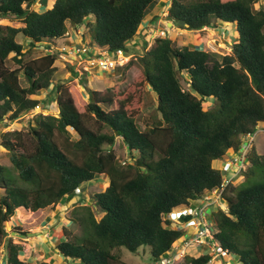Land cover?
<instances>
[{
	"label": "trees",
	"instance_id": "1",
	"mask_svg": "<svg viewBox=\"0 0 264 264\" xmlns=\"http://www.w3.org/2000/svg\"><path fill=\"white\" fill-rule=\"evenodd\" d=\"M36 1L0 0V18L23 23L0 25V121L19 119L40 104L35 96L54 83L58 53L52 49L64 39L68 23L86 28L89 36L84 38L96 47L131 54L130 42L157 4L53 0L50 8L38 11L31 8ZM168 16L190 30L232 24L238 39L218 59L158 36L145 54H133L115 68L122 72L136 65L141 70L130 86L134 90L88 89L89 101L81 108L75 92L60 81L54 85L57 115L40 113L26 129L0 134L13 168L0 164L4 264H50L24 259L6 223L18 210L36 212L73 199L97 174H106L109 184L93 194L91 204L74 208L71 220L80 224L81 233H66L58 253L80 264H122L115 249L143 248L155 264L185 235L165 216L220 187L224 171L215 163H223L229 150L239 151L248 134L264 128V0H171ZM21 34L27 49L18 40ZM148 43L146 38L145 47ZM48 48L52 51L44 52ZM146 84L156 93V106L143 117L134 100ZM207 99L213 103L205 109ZM118 138L134 161L117 155ZM247 160L244 181L225 186L223 205L214 212V237L241 264H264V153L253 144ZM96 211L104 213L100 219ZM190 220V215L182 216L183 223ZM15 228L14 234L29 233ZM211 258L210 253L188 256L191 264H208Z\"/></svg>",
	"mask_w": 264,
	"mask_h": 264
},
{
	"label": "rangeland",
	"instance_id": "2",
	"mask_svg": "<svg viewBox=\"0 0 264 264\" xmlns=\"http://www.w3.org/2000/svg\"><path fill=\"white\" fill-rule=\"evenodd\" d=\"M263 3V0H261ZM53 0H37L33 3V9L38 11H43L52 6ZM171 4V0H157L156 7L149 14L144 22L142 23L139 32L134 38V42L131 41V54L128 55V59L134 54L135 57L145 54L148 49H150L155 39L158 36H167L171 38L174 45L182 47L189 46L190 48H199L213 53L218 59H222L225 54L231 52L232 44L237 41V29L236 26L232 24L220 23L217 26H205L199 30L184 29L173 24V21L169 19L168 10ZM258 5V4H257ZM155 16H157L155 20ZM0 25H12L15 27H21L23 24L14 18H0ZM69 27L72 25L68 23ZM82 33L84 32L85 37L88 39L89 33L86 28H80ZM164 33V34H163ZM148 40V45L145 47V39ZM77 36L70 35L65 39H61L58 42L59 46H64L65 44L75 43ZM18 40L24 44V49H27L29 43L27 39L24 38L23 34L18 37ZM81 44V42H80ZM55 51L58 53L55 65L57 71L55 72L53 78V84L50 88L41 90L35 97L40 99V104L31 111H26L22 113L19 119L11 121L4 118L0 121V134L4 131H12L13 129H26L30 122L33 120L35 115L40 113L43 114H58L57 109V92L54 87L55 83L60 81L64 82V85L75 92L76 100L81 108L89 101L88 89L96 90H115L117 93L125 91L126 89L134 90V87L130 88L133 84L135 78L141 74V70L136 66H131L126 71L118 72L117 69L105 70L97 68L92 60H80V56L76 51L72 52H61L58 51V47ZM106 48V47H105ZM73 49V48H72ZM51 52L48 48L44 52ZM40 51H36L35 54L38 55ZM71 53V54H69ZM11 67H16V64L9 61ZM186 75V72H183ZM23 85L27 84V78L23 74H20ZM183 87L188 88L185 79H181ZM149 84L144 85L143 95L141 98L134 100L135 105L141 107V112L144 116H148L155 109V99L156 93L153 90H149ZM213 100L207 99L204 101V108H210L212 106ZM76 134H73V138ZM1 141V138H0ZM1 143V142H0ZM253 144L257 148V152L260 154L264 153V128L259 129L254 137L253 142H251V149ZM114 150L119 157H122L126 161H134L131 159V155L128 148L124 145L122 138H118L115 143ZM250 151V150H249ZM233 150H229L225 156L224 163L228 158L232 157ZM0 164L13 170L12 162L10 160V155L6 148L0 144ZM250 162L246 159L243 166V170L238 172L237 167L232 166L231 169H224V176L226 180L233 181L234 184H240L244 181V176L242 173L248 168ZM109 184V179L106 174H97L95 179L91 182L83 184L78 190L77 195L67 201L62 199L60 203L55 206H49L44 209H40L36 212L26 211L24 209L18 210L15 215L9 220L5 228L10 235L14 237L16 243L22 246L21 256L30 260L34 263H40L41 261H48L50 264H80L79 262L68 261L61 254L58 253L57 245L66 238L68 233L73 235L81 233L80 224L73 222L71 218L74 214V208L81 204H91L93 201V194L98 191H103ZM213 195V192L208 194ZM207 196V195H206ZM205 197V196H204ZM202 201H196V203H201ZM222 202L210 201L208 207L203 212V219L211 223L216 229V222L214 218V212ZM223 205V204H222ZM226 206V205H225ZM211 207V208H210ZM227 207V206H226ZM97 219L103 216V212H97ZM195 220H191L187 223L173 221L170 225L173 228L182 229L185 235L193 233V225ZM16 225H19L23 231H29L27 235H17L13 231ZM67 228V231H66ZM67 233V234H66ZM183 236L178 239L173 247L177 245L182 246L183 240L187 236ZM188 235V236H190ZM116 253L121 255L123 259L122 264H153L151 256L148 250L139 249L137 252H132L125 247L121 249H115ZM4 249L0 252V263L4 264ZM210 253L211 250L207 245L198 247H187L186 253L182 258H179L175 264H191L188 256L198 257L202 254ZM172 252L169 253V255ZM212 260L208 264H241L232 257H225L221 259L217 255H212Z\"/></svg>",
	"mask_w": 264,
	"mask_h": 264
},
{
	"label": "built area",
	"instance_id": "3",
	"mask_svg": "<svg viewBox=\"0 0 264 264\" xmlns=\"http://www.w3.org/2000/svg\"><path fill=\"white\" fill-rule=\"evenodd\" d=\"M80 34L83 37V33L80 28H73L72 30H67L65 36L68 37L70 35ZM164 34V33H163ZM164 37V36H162ZM83 42L78 44H65L61 46V50L66 52H72V50L76 51L77 56L79 55L80 60H92L93 64L100 69L111 70L115 69L118 66H123L129 59L128 55L124 52L123 49L117 50H109L108 48H100L94 45H91L87 40L82 39ZM73 48V49H72ZM71 54V53H69ZM255 134H248L246 136V142L241 146L239 151H234L231 158H228L226 161V169H229L232 166L237 167L238 172L243 170V166L246 162L247 155L249 150H251V142H253ZM224 176V181L220 187L213 189V195L205 196L197 201H202L201 203H197L193 206H185L183 208L173 210L168 218L173 221H178L182 218L183 215H191L193 216V220H195V233L187 236L186 239L183 240V245H177L175 247V252L172 256L164 258L160 261L161 264H173L180 256L185 255L187 247H198L207 245L211 254L217 255V257L224 259L229 256L228 250L224 248L217 240H215L216 230L213 228L211 223H208L206 219H203V212L208 207L210 201H219L222 202V195L225 189V186L232 182L230 179L226 180ZM222 204V203H221Z\"/></svg>",
	"mask_w": 264,
	"mask_h": 264
},
{
	"label": "clouds",
	"instance_id": "4",
	"mask_svg": "<svg viewBox=\"0 0 264 264\" xmlns=\"http://www.w3.org/2000/svg\"><path fill=\"white\" fill-rule=\"evenodd\" d=\"M31 7H32V6H31ZM22 24H23V23H22ZM74 27H75L74 25H72L71 27H69V25H68L67 30H72ZM75 28H78V29H79V28H83V27H82V26H78V27H75ZM65 38H67V37L65 36L64 39H65ZM82 39L87 40L86 38H84V32H83V37H82ZM87 41H88V40H87ZM73 44H74V43H73ZM91 45H92V44H91ZM94 46H96V45H94ZM56 48H57V47H56ZM60 48H61V46L58 47V51L63 52ZM50 50H51V49H50ZM52 50L55 51V49H52ZM52 50H51V51H52ZM128 61H129V60H128ZM128 61H127V62H128ZM127 62H126V63H127ZM126 63H125V64H126ZM125 64H124V65H125ZM232 182H233V181H232ZM198 200H199V199H198ZM196 201H197V200H195V201H191V204H190V205H191V206L195 205ZM196 204H197V203H196ZM184 207H185V206H184ZM180 208H183V207H180ZM177 209H179V208H177ZM168 215H169V214H168ZM168 215L165 216V219H169V218H168ZM183 216H187V215H183ZM190 216H191V215H190ZM191 217H192V219H193V216H191ZM170 220H171V219H170ZM171 221H173V220H171ZM190 221H191V220H190ZM177 222H183V221H182V218H180ZM186 223H187V222H186ZM213 228H214V226H213ZM187 236H188V235H187ZM179 239H180V238H179ZM175 244H177V243H175ZM200 247H201V246H200ZM170 252H172V254L169 255ZM170 252L167 253V254H165V256H163L162 259L172 256L173 253L175 252V248L172 247V249H171ZM183 256H184V255H183ZM183 256H180L179 258H182ZM179 258H178V259H179ZM162 259H161V260H162ZM178 259H177V260H178ZM161 260H160V261H161ZM177 260H176L173 264H175V263L177 262ZM211 260H212V259H211ZM211 260H210V261H211ZM160 261L156 262L155 264H161Z\"/></svg>",
	"mask_w": 264,
	"mask_h": 264
},
{
	"label": "crops",
	"instance_id": "5",
	"mask_svg": "<svg viewBox=\"0 0 264 264\" xmlns=\"http://www.w3.org/2000/svg\"><path fill=\"white\" fill-rule=\"evenodd\" d=\"M73 35H74V34H73ZM75 35L77 36V39L74 40L76 44H78L80 41L83 42V41H82V37H81L80 34H75ZM75 35H74V36H75ZM215 166L218 167V168H221L222 170L226 169V163H224V162H223V163H221V162H216V163H215ZM229 169H231V167H230ZM229 169H226V170H229ZM210 208H211V207H210ZM192 227H193V230L195 229V231H196L195 224H194ZM195 231H194L193 233H195ZM193 233H191V234H193ZM187 235H190V234H187ZM187 235H185V236H187ZM3 255H4V257H5V253H4ZM4 257H2V258H4ZM0 264H1V263H0ZM2 264H3V262H2Z\"/></svg>",
	"mask_w": 264,
	"mask_h": 264
}]
</instances>
